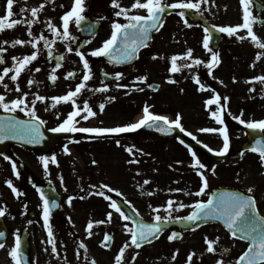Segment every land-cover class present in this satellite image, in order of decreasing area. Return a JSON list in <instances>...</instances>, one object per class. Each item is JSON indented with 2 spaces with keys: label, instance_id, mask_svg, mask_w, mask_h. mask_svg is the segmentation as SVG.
<instances>
[{
  "label": "flooded vegetation",
  "instance_id": "obj_1",
  "mask_svg": "<svg viewBox=\"0 0 264 264\" xmlns=\"http://www.w3.org/2000/svg\"><path fill=\"white\" fill-rule=\"evenodd\" d=\"M118 2L122 7L129 8L130 14H146V12H140L139 10H136V12L133 13L131 5L134 3V0H118ZM164 2L171 4L178 2V0H164ZM235 2H237V10L239 13L237 19L239 20L238 24H241L242 8L239 0H207L206 3L201 2L203 15H200L195 10H185L184 19H187L188 23L191 24L192 27H187L184 24L181 17L177 14L180 11L179 9H167L171 13L163 16V28H161L159 32L153 33L152 39L149 43L150 46L158 37V41L155 42L157 46L153 48L148 46L139 50L137 58L132 60L130 63L121 66L117 65L115 62L109 61L107 57H92L89 55L92 50L101 47L103 42L110 37L112 31L111 24L113 21L122 23L126 22L123 20V17H115L114 12L118 9H114L110 6L111 0H86L87 9L85 15L87 19L81 28H77L75 24L71 25V35L76 37L75 42L71 43V45L62 41L59 37L53 36L48 30L46 22L51 20L57 28H61V17L66 11L70 10L73 0H16L13 8V12L15 14L13 18H21L20 8L22 6L30 9L31 7L39 6L41 3L45 4V7L40 14V19L38 22L33 24L32 30L34 35L38 36L42 33L49 40H54L55 44L51 45L53 55L49 57L48 50L43 48V41H41L39 45L41 51L38 55L37 61L33 62V64L29 66L30 71L22 73L21 77L16 82H12L6 77L5 83L8 84V90H5L2 86H0V94L6 96V101L16 99L20 96V93L16 91V86L19 85L21 92L28 93L27 99L29 101H31L34 98V94L37 93L48 98L44 103L37 102L36 110L37 114L46 121V124L44 125L45 132L48 134L52 133L48 131V129L56 127L66 118L67 114L73 110L71 103H61L57 105L56 108H52L51 104L53 102L50 98L53 96L64 95L67 91L74 90L76 85L81 82L84 70L82 61L75 54V50L78 48L80 51L85 53L86 58L89 60L92 68V79L87 82L85 90L77 97V103L82 107L83 103L87 101L93 111L97 113L95 117H89L87 120L77 117L80 121L78 126L111 128L135 123L142 118L143 109L146 106L145 103L148 99L146 84L135 82L136 77L146 76L144 73V68L146 66H148L147 68H156L157 64L161 63L162 66H166V68L170 69L171 56L183 55L187 49L191 47L190 36L195 33L199 36L201 42L200 46L203 51L202 59L204 61L209 60L210 53L206 49L202 48L203 38L205 35L204 28H208L205 25L207 24L210 27L213 25L226 26L219 20L221 17L220 11H223V20H225V13L233 11L231 8ZM254 2L258 3V6L253 4L251 9L253 14L260 18H264V0H254ZM61 5H63V7H61ZM259 9L262 10L260 13H258ZM5 15L6 0H0V17H4ZM25 15L30 17V12L25 13ZM195 16H198L201 21L191 19L192 17L195 18ZM89 25H94L93 32L91 33L88 31ZM263 30L264 26L255 25L254 31L258 37L259 32H262ZM242 34L247 37L246 31H243ZM222 37L223 39L221 44L217 46L216 49H214L211 44L209 46L213 50L219 52L221 60L219 65L212 71H217L223 82H226L227 79L231 77L232 81L229 79L227 82L235 86L234 94H229L231 95L230 98L228 95L223 96L220 93L223 97L226 96L229 98L224 112L225 123L228 122L229 116H239L241 112L243 113L242 118L244 120L246 116L250 115H253L257 120L264 119V84H261L260 82L252 83L251 89L254 90H251V99L252 105L255 107V112L252 113L249 112L247 106L249 99H244L246 94L242 91V81L246 80L248 82L253 77L264 75V55H261L259 60L256 59L257 55L264 52V50L258 49L256 45L252 43L254 53L251 57H244L241 53L238 54L236 52V47L239 46V42L236 41L237 38L235 36L234 39L233 37L230 38L226 34L222 33ZM16 38L24 40L30 39L27 35L26 26L18 25L14 29L6 30L0 34V42L3 40H8L10 42ZM259 38L262 39L261 36ZM225 43L228 44V49H222V45ZM69 46L73 48L72 52L67 51ZM4 47L7 48V52L4 53L5 63L0 65V72H2L3 67H10L12 65L13 56L22 57L23 55L30 54L34 51L30 45L16 46L13 48L9 43L4 45ZM60 56H63L64 60L60 62L61 67H59L55 73L59 78L55 83H53L49 80V75L52 74V69L56 68L58 58ZM153 57L157 58L153 59ZM186 62L190 63V61L181 60L178 61V65L182 66ZM225 65H227L228 71L223 70ZM252 65H255V67H252ZM36 67H39L41 71L35 72L34 69ZM245 68L250 69V79L247 78L246 73H244ZM205 71L207 74L209 73L207 68H205ZM68 72H75L76 76L65 79ZM117 72L124 74L123 78L119 81L114 78L115 73ZM105 73L108 75L105 76ZM29 80H33L35 83L29 85ZM192 83V79H189V84L192 85ZM117 85H127V88L117 87ZM173 85L176 87V84ZM105 86L108 87V91H96V89L103 88ZM136 88H143V91H137L135 90ZM223 91L226 90L224 89ZM211 94L212 98L215 93L211 92ZM108 97H115V99L109 100ZM234 100H239L240 102H235V106L233 105ZM101 103L105 105L103 112L99 110V105ZM221 103H225L223 99L221 100ZM234 106L237 110V114H234L235 109H232ZM46 107L48 108L47 111H45ZM191 107L195 109L194 104H191ZM182 108L184 109L187 107ZM212 108L215 110L216 106L212 105ZM0 113L6 114L3 109H0ZM57 113H59V119H57ZM139 113L140 116H137ZM9 114L18 116L22 119H28V117L20 111ZM171 114H175L174 116H176L177 113L174 112ZM171 114L167 115V117L169 116L170 120H174L176 117L172 119ZM227 118L228 120H226ZM184 122L185 121L181 120V124ZM235 124L242 126L237 121ZM135 132L142 133L143 131L141 128ZM135 132L104 136H96L95 134L85 133H59L60 136L56 140V143L64 141L72 147L76 146V144L72 143L75 141L82 142L83 140H90L93 142L95 139H102L104 137L114 139L124 137L125 135H133ZM222 146L223 143H221V146L216 150H220ZM230 149L232 148L230 147ZM36 152L43 155L49 154L43 151ZM230 153L231 150H229L227 155L229 156ZM262 171H264V168ZM52 188L55 190L60 199V206L59 210H52L50 223L53 227L55 238L58 241L57 243L61 245L64 250V263L71 264L67 261V254H69L72 262L75 264H91L92 260H95L96 264H114V258L118 254L119 249L125 242L130 241V235L127 233L124 225L127 224L128 227H133L131 221L123 220L119 213L110 211L109 209L107 210L106 206L103 208L106 209V211L98 210L96 212H89L87 210V206H96L98 203L107 202L103 196L86 198L85 196L92 192L89 189L86 191L83 190V187H78L68 193H61L59 188ZM221 188L235 189L247 194V192H244L240 188L236 187L223 185L218 189ZM20 192H22L23 195L16 197V195L10 191V206L6 205L7 214L2 217L4 222L7 224L9 233L8 240L11 241L14 247L16 236L19 235L20 241H22L24 237V240L28 243V255L26 256L28 264H45L47 256H45L44 250L48 247L50 248V246L47 243V231L43 226V202L40 199V193L37 189L20 190ZM69 196L74 197L71 206L67 203ZM254 196L257 198L255 191ZM116 199V196L113 197V200ZM84 212L86 213L84 214ZM109 212L112 213L110 222L107 220V213ZM69 218H71V222L69 221ZM90 221L93 222L91 235H89L87 230V225ZM98 221H105V223L98 224L96 223ZM174 230L175 229L173 228L172 230L166 231L161 236L165 235V233H168L167 235H171ZM185 233L188 232L185 231ZM106 234L111 237V240L105 241L104 237ZM183 235L184 234H182L180 240L175 239L170 242L167 237H159V239L153 240L151 244H144L139 249L130 247L125 251L123 264H179L180 260L177 258V255L181 256L184 254L186 257L189 255V251L194 249L193 247L185 244V251H183V253L178 252L176 259H172L173 254L177 252L176 242L183 240ZM228 238L229 239L223 240V245H227L228 248H220L223 256H225V262L233 256V253H237V251L240 256L243 253V251H240L242 245L245 246V250L247 249V245L239 238ZM81 243L85 245V248H80ZM204 246L207 247L206 240ZM136 253H139V255L136 256L135 261H133L132 257L135 256ZM3 255L6 254L1 251L0 260ZM54 256L56 255L54 254ZM61 256L62 254H59V257ZM212 257L217 259L218 255H214ZM196 261L197 264L206 263L200 258ZM208 262L211 263L210 261ZM10 264H12L11 260Z\"/></svg>",
  "mask_w": 264,
  "mask_h": 264
},
{
  "label": "snow or ice",
  "instance_id": "obj_2",
  "mask_svg": "<svg viewBox=\"0 0 264 264\" xmlns=\"http://www.w3.org/2000/svg\"><path fill=\"white\" fill-rule=\"evenodd\" d=\"M16 0H6V15L0 17V34L6 30H12L18 25L26 26L27 35L30 37L28 40L24 39H13L10 42L8 40H3L0 42V65L5 63L4 53L7 52V48L4 45L10 43L11 47L30 45L34 50L30 54L21 56L12 57V65L10 67L5 66L0 72V86L5 90H8V84L5 83V78H9L12 82L18 81L21 77V74L25 71H30L29 66L33 62L37 61L38 55L41 51L39 45L43 41V48L48 50V56L51 57L52 47L51 45L55 44L54 40H49L44 34L34 35L32 27L33 24L38 22L40 19V14L43 11L45 4L41 3L39 6L31 7L30 9L22 6L20 8V17H14V3ZM201 2H207V0H178V2L167 4L164 0H134V3L131 5V10L133 13L136 10L140 12H146V14H130V9L122 7L118 0H111L110 6L114 9H118L114 12L115 17H123V20L126 22L113 21L111 24V35L105 40L101 47H98L92 50L89 55L92 57H107L109 61L115 62L117 64L122 62H128L138 57V52L141 48L148 47L149 41L152 39V33L159 32L164 26V21L162 19L165 11L167 9H179L177 13L184 24L187 27H192L188 23L185 17V10H195L200 15H203L201 10ZM242 8V23L231 26H216L212 27L219 33L226 34L228 37H236L240 41L250 38V40L256 45L260 50H264V42L258 37L254 31V25L260 24L264 25V18L255 16L252 12V6L254 0H239ZM63 7V5H61ZM87 6L86 0H73L70 10L66 11L62 17V26L57 28L51 20H48L47 27L48 30L52 33L53 36L59 37L62 41L67 42L69 45L75 42L76 37L71 35V25L75 24L77 28H81L83 23L86 21L87 17L85 15ZM30 12V17L26 16L25 13ZM94 25L88 26V31L93 32ZM241 31H246L247 37L239 35ZM204 38H203V47L210 53V59L205 62L201 59L193 57V50L191 48L183 55H173L170 58V72L177 73L181 70V67L184 68H193L194 66L204 65L209 70V75H211L212 70L219 65L221 62L220 54L218 51L213 50L209 45L212 39L211 34L209 33L208 28H204ZM68 52H72L73 48L69 46L67 48ZM75 54L80 58L83 64L84 74L81 79V82L78 83L74 90L67 91L64 95L53 96L50 99L52 100L51 107L56 108L57 105L61 103H71L72 111H70L66 118L60 122L56 127L48 129L52 133H85V134H95L96 136L104 135H118L122 133L135 132L143 127L153 128L155 127L157 131L163 133H170L173 129H179L181 132H185V129L181 125V116L177 114L176 119L170 120L167 116L156 115L150 111L148 106H145L143 109V116L135 123H130L124 126L111 127V128H101V127H81L79 125V120L77 117H80L83 120L89 119V117H95L97 113L93 111L92 107L87 101L83 103L81 107L77 103V97L85 90L87 82L92 79V68L90 66L89 60L86 58L85 53L80 51L78 48L75 50ZM264 55V52H261L257 55L256 59L259 60L260 56ZM157 57H153L155 59ZM64 60L63 56L58 58L56 68L52 69V74L49 75V80L55 83L58 80V76L55 74L57 69L61 67V63ZM190 61L186 62L182 66L178 65V61ZM255 67V65H252ZM35 72H40L41 69L36 67ZM108 74L105 73V76ZM123 73H115V79L117 81L123 78ZM75 72H68L65 76V79L70 77H75ZM195 83L199 86V90H205V85H203L198 76L194 77ZM139 83H146V76L136 77V81ZM134 82V83H135ZM169 83H176L175 80H169ZM235 82V78H234ZM260 82L264 84V75L253 77L248 83ZM29 85L35 83L33 80L28 81ZM117 87L127 88V85H117ZM151 87V85H149ZM137 91H143V88H136ZM254 90V89H250ZM16 91L20 93V96L11 101H6V96L0 94V109H3L6 113H14L17 111L23 112L27 120H17L11 115L6 117H0V142L8 138H22L25 139L27 143L38 144L44 138L41 128L46 124V121L42 119L36 110L37 102L44 103L48 98L43 95L34 94V98L29 101L27 99L28 93L21 92L19 85L16 86ZM97 92H106L108 87L96 89ZM109 100H114L115 97H108ZM225 102L221 103V100ZM228 97H221L218 93L215 94L212 98L208 99L206 103L207 106L215 105V110L210 112L211 118L215 121L217 125H220L218 128L214 127H205L200 129L202 133H213L218 134L222 138L223 146L220 150H214L209 147L207 144L203 146L208 150V152L213 153L218 157H224L228 154L230 150V135L227 125L224 120V112L226 110ZM105 105L101 103L99 105V110L103 112ZM48 108H45L47 111ZM230 114V113H229ZM243 113L239 116H232V119L237 121L240 125H243L246 129L252 131H258L264 133V119L261 120H244L242 118ZM57 119H59V113H57ZM186 135L190 136L193 140L199 144L201 141L197 140L195 136L190 132H185ZM79 142V141H75ZM117 146H119L120 141H116ZM181 144H184L183 140H180ZM187 147V145H185ZM249 151L258 154L261 165L264 166V140L257 139L254 144L251 146ZM65 154H71L67 145L63 149ZM130 155H133V158L128 161L129 164H139L140 161L134 158L133 148L129 147L126 149ZM189 153L193 158V163L190 165L196 174L200 177L201 186L198 191L190 193L196 197H201L207 195V190L209 188V180L205 174V164L201 162L198 158L197 153L193 151L190 147L188 148ZM143 154V153H142ZM241 157L244 153L242 152ZM5 160L9 159L7 156L4 157ZM40 160L43 162L45 172L48 171L49 162L52 164H57V157L52 156H41ZM93 164L97 163L95 160L92 161ZM181 163V162H177ZM171 167V166H170ZM13 173L19 178L20 173L17 171L16 163H12ZM212 175H215V169L212 170ZM140 173L137 172V175ZM61 183L63 184V177H60ZM150 181L145 179L143 181L144 185L149 184ZM7 187L19 197L23 195L17 187L14 186L11 179L6 181ZM95 187V186H91ZM102 190L97 195L103 196L104 199L110 200L109 207L114 209L116 213H119L120 217L129 221L132 218L125 214L121 210V205L117 201L112 200L110 196L105 195L103 189H107L109 193L114 191L107 184H101L99 186ZM40 193V199L42 203V219L43 226L47 231V243L51 245V253L55 254L57 257L59 253L57 252V243L53 231V227L50 223L52 209L58 208L59 205L55 200H52L51 203L48 199L45 198V195L41 189H37ZM170 192H180L181 189H169ZM254 188L249 187L247 189V194L241 193L239 191H226L220 193H212L208 195L207 200H198L192 205H185L179 203L178 207L176 206V201L169 199L167 205L164 208V211L167 213L162 216L159 213L161 208H153V212L156 213L154 216L153 223H144L142 220L136 222L134 227H128L127 224L124 225L127 233L130 235V241L125 242L124 245L119 249L118 254L114 258V264H123V257L125 251L130 247H135L137 249L141 248L144 244H151L153 240L159 239L160 235L163 233L164 225L167 223L179 222L181 220L188 221L192 224H196L199 221H208L216 220L222 221L224 226L230 231L232 237L244 239L249 241L248 248L238 257L236 264H264V216L259 214L257 208V201L254 196ZM188 194V193H186ZM119 196L120 193L117 192ZM149 196L153 195L152 192L148 193ZM74 197L69 196L67 203L71 206ZM124 204H129L127 200L123 201ZM131 207V205H129ZM151 207V205H150ZM184 207H191L193 211L191 214L184 217H173L172 213L174 210L182 209ZM132 211L138 216L139 213L136 212L135 208H132ZM6 211L4 208H0V217H4ZM112 213H107L108 222L111 221ZM71 222V218H69ZM98 224H103L105 221H98ZM93 229V222H89L87 225V230L89 235H91V230ZM239 234V236H238ZM5 233L0 232V238H4ZM178 238V233L173 232L167 237L171 242ZM105 241L111 240V237L107 234L104 237ZM207 251L209 253H214L216 251L213 241L207 240ZM80 248H85L83 243L80 244ZM0 249H5V244L0 243ZM47 251V249H46ZM178 250L173 254L172 259H176ZM139 253H136L132 257V260L135 261L136 256ZM195 253H191L187 257V264H192L193 256ZM223 255V253L221 254ZM8 256L11 259L12 264H26L25 257L21 252V241L19 235L15 238V245L8 252ZM91 264H96L95 260L91 261ZM216 264H224L223 260H217Z\"/></svg>",
  "mask_w": 264,
  "mask_h": 264
},
{
  "label": "rangeland",
  "instance_id": "obj_3",
  "mask_svg": "<svg viewBox=\"0 0 264 264\" xmlns=\"http://www.w3.org/2000/svg\"><path fill=\"white\" fill-rule=\"evenodd\" d=\"M232 12L225 13L226 19L223 20V11H220V21L224 25H238V10L237 2L233 4ZM255 28V25H254ZM257 29V28H256ZM258 31V29H257ZM243 31L239 33L242 34ZM264 30L259 32V37L261 36V41L263 39ZM234 38V37H233ZM235 39V38H234ZM250 39H245L239 42V46L236 47V52L241 53L244 57H251L254 53L253 42ZM158 41V37L149 47H155ZM191 49L193 50V57L202 59V49L199 36L195 33L190 36ZM202 48L203 44H202ZM222 49H228V44L222 45ZM204 61V60H203ZM208 61V60H207ZM205 61V62H207ZM144 68V73L147 77L146 90L148 93V99L146 101V106L149 107L150 111L156 115H170L171 113H177L181 116V120L185 121L182 123V127L185 132L192 133L197 140L201 141L203 144H207L214 150L218 149L223 143L222 138L218 134L213 133H202L199 131L205 127H220L215 123V121L209 115V111H213L212 106L206 107V101L211 98L212 93L228 95L230 98L234 94L235 86L227 82L222 81V78L217 73V71H212L211 75L207 74L205 71V66H194L193 68H181L177 73H171L169 68L162 66V64H157V67ZM226 67V69H225ZM224 71H228L227 65L223 67ZM244 73H246L247 78L250 79V69L245 68ZM176 76V77H175ZM198 76L201 83L205 85V90H199V86L195 83L194 77ZM226 78V77H224ZM175 80L176 83H169V80ZM189 79H192V85L189 84ZM232 81V79H231ZM247 81H242V91L246 94L244 99L248 98L247 103L249 112H255V107L252 105V94L251 86L252 83H246ZM158 83L161 89L158 92H153L150 88V84ZM176 84V87L173 85ZM226 91H223V90ZM220 95L221 97H223ZM235 102H240L239 100H234L233 105L236 106ZM194 104V107H191ZM235 106L232 108L235 109ZM187 107V108H182ZM168 111V112H167ZM167 112V113H162ZM176 114V116H177ZM234 114H237V110H234ZM171 114L172 119L176 116ZM140 116V113L137 115ZM136 116V117H137ZM169 117V116H168ZM170 119V117H169ZM176 119V118H175ZM228 120V118L226 119ZM232 120V121H231ZM246 121L257 120L253 115L246 116ZM230 121V122H229ZM236 121L229 116L228 120V130L230 135V143H232V149L229 157L222 161H210V165L205 167V174L209 180V188L207 190V195L196 197L190 193H194L199 190L201 186L200 177L196 174L193 168L190 166L193 163V158L189 153L188 149L178 144L176 138L162 139L160 136H153L143 132L133 135H125L119 138H98L92 141L83 140L82 142H72L76 146H69L66 142H55V146L49 154L43 155L36 151L26 150L22 147L10 146V149L5 154H0V208H4L6 211V205L10 206V196L9 193L11 189L7 187L6 181L11 179L13 184L17 189L20 190H31L36 186L50 185L51 187L59 188L61 193H68L74 188L83 187L80 189L91 190L92 192L87 194L86 198H94L95 196L100 197L95 193L100 192L102 189L99 187L101 184H107L109 187L114 189L111 193L107 189H103L105 195L113 197H118L122 201L127 200L129 205L135 208L146 221H154L153 218L156 213L153 212V208H161L160 215L164 216L167 213L164 208L167 205V201L172 199L176 201V206L179 203L185 205H192L198 200H207L208 195L213 193V190L223 185L240 188L242 191L247 192L249 187H253L256 192V201L259 211L264 216V166L261 165L258 155H252L248 152L242 150L243 143L246 142L247 134L246 128L242 125L239 126L235 124ZM236 125V126H235ZM182 132L188 139L193 140L190 136ZM119 140L120 144L117 146L116 141ZM196 142V140H193ZM217 142V144H216ZM67 145L70 150V155L65 154L63 149ZM132 147L134 158L139 160V164H129L128 161L133 158L130 155L127 148ZM193 150V149H192ZM198 158L202 163H207L206 158L202 157L196 150ZM244 153L241 157V153ZM143 153V154H142ZM57 157V164H52L49 162L48 171L45 172L43 162L40 160L41 156H52ZM7 156L9 159L5 160L4 157ZM95 160L97 163L93 164L92 161ZM181 163H177V162ZM12 163H16L17 171L20 173L19 178L13 173ZM171 166V167H170ZM215 169L216 174L212 175V169ZM137 172L140 174L137 175ZM63 177V184L61 183L60 177ZM147 179L150 181L149 184L144 185L143 181ZM95 186V187H91ZM169 189H181L180 192H170ZM117 192L120 195H117ZM152 192L153 195L149 196L148 193ZM94 193V194H93ZM188 193V194H186ZM17 197V196H16ZM18 201V200H16ZM106 203H98L96 206H87L89 212L115 211L109 207L110 200H106ZM151 205V207H150ZM191 207H184L182 209L174 210L173 217H184L192 212ZM86 212H84L85 214ZM7 214V212H6ZM6 221V220H5ZM168 233L161 236L168 237ZM183 240L176 242L177 250L179 253H183L185 244L193 247L194 249L189 251V254L195 253L193 256L192 264H197V259L200 258L205 264H216L217 260H223L224 264H235L238 255L233 253L227 262H225L220 248H228L227 245H223V240L229 239L228 237L234 239L230 234L223 230L218 224L214 225H204L200 228H196L188 233L183 232ZM210 240L215 242L214 247L216 251L214 253H209L207 247H205V240ZM56 239V238H55ZM165 240V239H164ZM65 241V239H64ZM56 239V243H57ZM67 242V241H66ZM5 244V249H0L3 251V257L0 260V264H10V257L8 252L13 247L10 240ZM50 248L44 250L45 264H65L63 248L57 243V252L62 254L61 257L54 256L51 253ZM245 246L242 245L240 251H244ZM76 252L75 250H73ZM67 253V252H66ZM218 255L215 259L212 256ZM68 262H72L69 254ZM187 257L182 254L177 255L179 258V264H187ZM210 261L211 263H209Z\"/></svg>",
  "mask_w": 264,
  "mask_h": 264
},
{
  "label": "water",
  "instance_id": "obj_4",
  "mask_svg": "<svg viewBox=\"0 0 264 264\" xmlns=\"http://www.w3.org/2000/svg\"><path fill=\"white\" fill-rule=\"evenodd\" d=\"M195 19L199 20V18L197 16H195ZM210 31H211L210 33H211L212 37H216L217 34L219 35V32L213 31L211 29H210ZM213 40H214L215 46H217L219 41H220V38L217 41H215L216 38H214ZM151 88H153L154 91L159 89L158 85L152 86ZM6 116H9V115L0 114V117H6ZM14 118L17 119V120H21L18 117L17 118L14 117ZM144 131H145V133H149V134H152V135H155V136L158 135V136L164 137V138L176 136L178 138V140H183L185 145H187L189 147L191 146V147L199 150L200 153H202L206 157H211V160H216V159L222 160L223 158H225V156L224 157H216L212 153H209L201 144L199 145L197 143H192V142L188 141L187 139H185L181 135V132H180L179 129L178 130L177 129H173L170 133H163V132L157 131L155 127H153V128H148L147 127ZM43 137L44 138L38 144L27 143L26 140L22 139V138H8V139H5L2 142H0V151H6L8 149V145L9 144H18L19 143V144H21L23 146H26L28 148L32 147V148H35V149H39V150L41 149L43 151L48 152L53 147V143H54V141H55L57 136L56 135L48 136V135L43 134ZM248 137H249V143H247V144H245L243 146L244 150L250 149L251 146L254 144L255 140H257V139L263 140L262 136H260V133H258L257 131H252L250 129L248 130ZM42 188H50V187L46 186V187H42ZM42 188L39 187L37 189H42ZM42 191H43V193L45 195V198L48 199L49 202L51 203V201L53 200L52 193L50 191H46V190H42ZM224 192H226V191H224ZM218 193H220V192H218ZM117 203L120 204L121 205V209H123L126 212V214L129 217L132 218V220L134 221V224L136 222L141 221V218L135 216V214L133 213V211L131 210V208L129 206H126L125 204H123L119 200L117 201ZM214 222H219V223L223 224L222 221H216V220L199 221L196 224H192V223H190L188 221H183L182 220V221H179V222H173L171 224L167 223L163 227H164L165 230H167V229L171 228L172 225H173V226L178 227L179 229L192 230L193 228L200 227V226H202V225H204L206 223H214ZM0 232H4L5 233V237L4 238H0V243H2V242H4L7 239L8 233L6 231V227L4 226V223L1 220H0ZM238 236H239V234H238ZM245 241H247V240H245ZM21 252L23 253V256L25 257V260H26V256L28 255V243L26 242V240L25 241L22 240V242H21ZM26 264H28L27 260H26Z\"/></svg>",
  "mask_w": 264,
  "mask_h": 264
}]
</instances>
